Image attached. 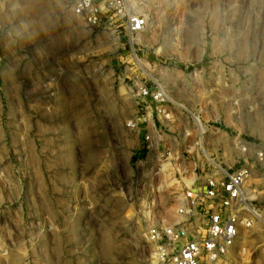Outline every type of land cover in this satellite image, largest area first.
Here are the masks:
<instances>
[{
    "label": "rangeland",
    "instance_id": "obj_1",
    "mask_svg": "<svg viewBox=\"0 0 264 264\" xmlns=\"http://www.w3.org/2000/svg\"><path fill=\"white\" fill-rule=\"evenodd\" d=\"M135 1L148 26L131 39L74 0H0V264H153L148 232L174 222L179 191L138 184L140 86L191 87L241 131L264 125V0ZM227 264H264L263 222Z\"/></svg>",
    "mask_w": 264,
    "mask_h": 264
},
{
    "label": "built area",
    "instance_id": "obj_2",
    "mask_svg": "<svg viewBox=\"0 0 264 264\" xmlns=\"http://www.w3.org/2000/svg\"><path fill=\"white\" fill-rule=\"evenodd\" d=\"M72 13L94 29L120 26L131 39L148 26L135 0H74ZM193 91L142 85L127 123L143 138L138 184L155 192L162 179L179 191L174 222L157 220L148 232L153 264H227L243 233L264 225V190L247 185L255 165L264 172V125L241 131L230 114L187 95Z\"/></svg>",
    "mask_w": 264,
    "mask_h": 264
}]
</instances>
